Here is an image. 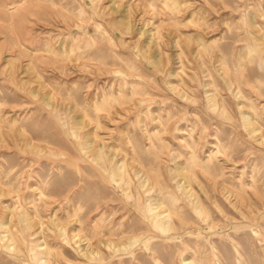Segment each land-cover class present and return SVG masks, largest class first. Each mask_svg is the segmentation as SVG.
<instances>
[{"label":"rangeland","instance_id":"374dc122","mask_svg":"<svg viewBox=\"0 0 264 264\" xmlns=\"http://www.w3.org/2000/svg\"><path fill=\"white\" fill-rule=\"evenodd\" d=\"M263 64L264 0H0V177L23 195L29 182H47L48 204L34 197L50 216L37 236L55 253L50 264H264ZM248 114L260 133L246 130ZM86 138L126 162L128 186L92 165ZM154 199L171 208L170 235L144 218ZM0 201V210L12 203ZM23 246L0 247V264H38ZM88 246L100 259L86 256Z\"/></svg>","mask_w":264,"mask_h":264},{"label":"bare ground","instance_id":"6f19581e","mask_svg":"<svg viewBox=\"0 0 264 264\" xmlns=\"http://www.w3.org/2000/svg\"><path fill=\"white\" fill-rule=\"evenodd\" d=\"M185 1V0H183ZM177 2V1H176ZM174 3V2H173ZM176 5V3L174 4ZM175 8V6H172ZM15 8V6L13 7V9ZM200 9V8H199ZM8 11V10H7ZM12 11V10H11ZM203 11V10H202ZM208 11V10H207ZM194 17V15H193ZM207 17V16H206ZM196 19V18H195ZM198 20V19H197ZM196 20V21H197ZM257 20V19H256ZM208 22V20H207ZM201 24V23H200ZM208 24V23H207ZM204 25V24H203ZM200 26V25H199ZM205 26V25H204ZM128 29L130 28V25H127ZM90 33V32H89ZM150 33V32H149ZM86 34V33H85ZM107 34V33H106ZM249 34V32H248ZM109 35V34H108ZM250 35V34H249ZM110 36V35H109ZM101 38V36H100ZM248 38V37H247ZM200 39V37H199ZM215 40V39H214ZM239 40V39H238ZM241 40V39H240ZM95 41V40H94ZM148 41V40H147ZM254 41V40H253ZM252 41V42H253ZM201 43V42H200ZM210 43V42H209ZM254 43V42H253ZM204 45V44H203ZM202 46V45H201ZM52 48V47H51ZM203 48V46H202ZM247 48V47H246ZM250 48V47H249ZM259 48V47H258ZM65 49V48H63ZM200 49V48H199ZM207 49V48H206ZM245 49V48H244ZM209 50V49H207ZM246 50V49H245ZM211 51V50H210ZM254 52V51H253ZM226 53V52H225ZM250 53V52H249ZM255 53V52H254ZM258 53L260 54L259 50ZM253 54V53H250ZM222 55V54H221ZM237 57V56H236ZM79 59V58H78ZM239 60V59H238ZM248 60V59H247ZM154 63H160V59L159 58H154ZM239 63V62H238ZM207 64V63H206ZM244 64V63H243ZM260 64V63H259ZM258 65V64H257ZM264 65V64H263ZM203 66V64H202ZM237 66V65H236ZM245 66V65H244ZM225 67V66H224ZM239 68V67H238ZM237 68V69H238ZM261 68V67H260ZM251 69V68H250ZM236 70V69H235ZM252 70V69H251ZM240 71V70H239ZM251 72V71H250ZM258 72V71H257ZM264 72V71H263ZM241 73V72H240ZM262 73V72H261ZM127 74V73H126ZM138 74V73H137ZM178 74V73H177ZM230 74H234V73H230ZM238 74V73H237ZM249 74V73H248ZM118 75V74H117ZM239 75V74H238ZM231 76V75H230ZM251 76V75H250ZM254 76V75H253ZM119 77V76H118ZM211 77V76H210ZM232 77V76H231ZM237 76H235L236 78ZM241 77V76H239ZM131 78V77H130ZM138 78V77H137ZM249 78V77H248ZM139 79V78H138ZM218 79V78H217ZM233 79V78H232ZM237 79V78H236ZM245 79V78H244ZM200 80V79H199ZM261 80V78H260ZM123 81V80H122ZM230 81V80H229ZM246 81V80H245ZM262 81V80H261ZM132 82V81H131ZM201 82V81H200ZM239 82H241L239 80ZM121 84V82H119ZM124 83V82H123ZM111 84V83H110ZM189 84V83H188ZM238 84V83H237ZM112 85V84H111ZM239 85V84H238ZM244 85H248L245 84ZM257 85V83H256ZM130 86V85H129ZM133 86V85H132ZM240 86V85H239ZM243 86V85H242ZM138 87V86H137ZM136 87V88H137ZM198 87V86H197ZM259 87V86H258ZM124 88V87H123ZM135 89V88H134ZM195 89V88H194ZM242 89V88H241ZM218 90V88H217ZM240 90V89H239ZM117 91V90H116ZM146 91V90H145ZM238 91V89H237ZM241 92V91H240ZM103 93H105V91H103ZM129 93V92H128ZM136 93V92H135ZM172 93V92H171ZM107 94V93H105ZM190 94V93H189ZM111 95V94H110ZM173 95V94H172ZM261 95V94H260ZM113 96H115L113 94ZM243 96V95H242ZM97 97V96H96ZM106 98V97H105ZM117 98V96H116ZM96 99V98H95ZM111 99V98H110ZM114 100V99H113ZM122 100V99H121ZM185 100V99H184ZM206 100V99H205ZM236 100V99H235ZM239 100V99H238ZM108 101V100H106ZM105 101V102H106ZM112 101V100H111ZM182 101V100H181ZM178 102V101H177ZM251 102V101H250ZM264 102V101H263ZM89 103V102H88ZM110 103V102H109ZM114 102H111V104H113ZM163 103V102H162ZM180 103V102H179ZM203 103V102H202ZM206 103V102H205ZM246 103V102H245ZM168 104V103H167ZM194 104V103H193ZM256 104V103H255ZM110 105V104H109ZM119 105V104H118ZM166 105V103H165ZM182 105V104H181ZM204 105V104H203ZM209 105V104H208ZM246 105V104H244ZM251 105V104H250ZM101 106V105H100ZM121 106V104H120ZM185 106V105H184ZM206 106V105H205ZM228 106V105H227ZM204 107V106H203ZM251 107V106H250ZM264 107V106H263ZM156 108V107H155ZM206 108V107H205ZM207 109V108H206ZM263 109V108H262ZM97 110V109H96ZM108 110V109H107ZM180 110V109H179ZM192 110V109H191ZM209 110V109H207ZM205 110V111H207ZM141 111V110H140ZM257 111V110H256ZM148 113V112H147ZM202 113V112H201ZM160 114V113H159ZM212 114V113H211ZM222 114V113H221ZM233 114V113H232ZM96 115V114H95ZM138 115V114H137ZM215 115V114H214ZM86 116V115H85ZM206 116V115H205ZM204 116V117H205ZM232 116V115H231ZM192 117V115H191ZM209 117V116H208ZM216 117V116H215ZM214 117V118H215ZM118 118V117H117ZM206 118V117H205ZM229 118V117H227ZM259 118V117H258ZM263 118V117H262ZM3 119V118H2ZM97 119V118H96ZM196 119V118H195ZM207 119V118H206ZM146 120V119H145ZM215 120V119H214ZM102 121V120H101ZM163 122V121H162ZM201 122V121H200ZM205 122V121H204ZM208 122V121H207ZM211 122V121H210ZM232 122V120H231ZM243 122H244V126L246 128V130L248 131V133L250 135L255 134L257 132H261V128H258L253 120V116L251 114H248L246 116L243 117ZM261 122V121H260ZM199 123V122H198ZM230 123V122H229ZM234 123V122H233ZM236 123H238L236 121ZM240 123V122H239ZM147 124V122H146ZM161 124V123H160ZM176 124V123H175ZM76 127H80L82 125V121L81 122H76ZM113 125V124H112ZM139 125V124H138ZM191 125V124H189ZM203 125V123H202ZM106 126V125H105ZM148 126V125H146ZM204 126V125H203ZM163 127V126H162ZM193 127V126H192ZM262 127V126H261ZM128 128V127H127ZM203 128V127H202ZM66 130V129H65ZM135 130V128H134ZM245 130V131H246ZM213 131V130H212ZM136 132V131H135ZM157 132V131H156ZM75 133V131H74ZM187 133V132H186ZM193 133V132H192ZM155 134V133H154ZM194 134V133H193ZM74 135V134H73ZM133 135V134H132ZM187 135V134H186ZM189 135V134H188ZM113 136V135H112ZM130 136V135H129ZM134 136V135H133ZM157 137V135H156ZM159 137V136H158ZM157 139H160L158 138ZM76 138V137H73ZM144 138V137H143ZM179 138V137H178ZM187 138V137H186ZM198 138V137H197ZM141 139V138H140ZM148 139V138H147ZM154 139V138H153ZM76 140V139H75ZM134 140V139H133ZM132 140V141H133ZM141 141V140H140ZM159 141V140H158ZM191 141V140H190ZM143 142V141H142ZM145 142V141H144ZM208 142V141H207ZM104 143V142H103ZM110 143V142H108ZM134 143V142H133ZM191 143V142H190ZM124 144V143H123ZM200 144V141H199ZM222 144V143H221ZM125 145V144H124ZM135 145V144H134ZM143 145V144H142ZM251 145V144H249ZM81 150L84 151L85 153H87L89 155V157L91 158V162L93 166H97L100 167L101 169H104L107 173H108V177L110 178L111 181L115 182L118 186L123 187V185H129L131 182V178L128 176L127 171H126V162L123 160L122 162H115L114 158L116 154H112V156H108V152L104 150V147L102 146L100 149H96L94 148V144H93V140L90 138H86L82 143H81ZM253 146V145H251ZM122 147V146H121ZM133 147V146H132ZM155 147V146H154ZM153 147V151L154 150ZM221 147V146H220ZM245 147V146H244ZM137 148V147H135ZM151 148V147H150ZM160 148L161 145H160ZM122 149V148H121ZM141 149V148H140ZM156 149V148H155ZM216 149V147H215ZM248 149V148H245ZM124 150V149H123ZM147 150V148H146ZM195 150V149H194ZM221 150V149H220ZM122 151V150H121ZM127 151V150H125ZM143 151V150H142ZM142 151H138L140 154V152ZM196 151V150H195ZM130 152V151H129ZM157 152V151H156ZM176 152V150H175ZM186 152V151H185ZM190 152V151H189ZM197 152V151H196ZM210 152V151H209ZM221 152H223V150H221ZM135 153V152H134ZM218 153V152H217ZM226 153V152H225ZM127 154V153H126ZM155 154V153H154ZM157 154V153H156ZM197 154V153H196ZM146 155V154H145ZM180 155V154H179ZM189 155V154H188ZM206 155V154H205ZM81 156V155H80ZM154 156V155H153ZM193 156V155H192ZM214 156V155H213ZM143 157V156H142ZM212 157V155H211ZM135 158V157H134ZM213 158V157H212ZM155 159V158H154ZM263 159V158H262ZM261 160V159H260ZM46 161V160H45ZM153 161V160H152ZM182 161V160H181ZM185 161V160H184ZM195 161V160H194ZM210 161V160H208ZM222 161V160H221ZM31 162V161H30ZM149 162V161H148ZM167 162V161H166ZM193 162V161H192ZM203 162V161H202ZM206 162V161H205ZM219 162V161H217ZM223 162V161H222ZM3 163V162H2ZM57 163V162H56ZM81 163V162H80ZM197 163V161H196ZM208 163V162H207ZM83 164V163H82ZM187 164V163H186ZM201 164V163H200ZM204 164V163H203ZM219 164V163H218ZM222 164V163H220ZM22 165V164H21ZM84 165V164H83ZM88 165V164H87ZM234 165V164H233ZM1 166V164H0ZM25 166V165H24ZM143 166V165H141ZM159 166V165H158ZM186 166V165H185ZM7 167V166H6ZM5 167V168H6ZM23 167V166H21ZM91 167V166H90ZM151 167V164H150ZM149 167V168H150ZM156 167V164H155ZM188 167V166H187ZM223 167V166H222ZM230 167V166H229ZM232 167V166H231ZM247 167V166H246ZM250 167V166H249ZM1 168V167H0ZM77 168V167H76ZM148 168V166H147ZM146 168V169H147ZM157 168V167H156ZM73 169V168H72ZM154 169V168H153ZM160 169V166H159ZM233 169V168H231ZM42 171V168L40 169ZM158 170V169H157ZM161 170V169H160ZM248 170V169H247ZM3 171V170H2ZM146 172L148 171L145 170ZM224 171V170H223ZM232 171V170H231ZM6 172V171H5ZM40 172V171H39ZM38 172V174H39ZM57 172V171H56ZM59 172V171H58ZM72 172V171H71ZM159 172V171H158ZM178 172L180 175L185 174L186 177V173H185V169L182 167L178 168ZM228 172V171H227ZM2 173V172H1ZM61 173V171H60ZM59 173V174H60ZM75 173V172H73ZM244 173V172H243ZM78 174V173H77ZM83 174V173H80ZM148 174V173H147ZM209 174V173H208ZM220 174V173H219ZM6 175V174H5ZM21 175V174H20ZM150 175V174H149ZM22 176V175H21ZM67 176V175H66ZM86 177V175H84ZM153 176V175H152ZM238 176V175H237ZM246 176V175H245ZM19 177V176H18ZM75 177V175H74ZM151 177V176H149ZM224 177V176H223ZM229 177V176H228ZM79 178V177H78ZM156 179V177H154ZM161 178V177H160ZM189 179L190 176L188 177ZM227 178V177H226ZM8 179V178H7ZM33 179V178H32ZM49 179V178H48ZM85 179V178H84ZM228 179V178H227ZM238 180V179H237ZM5 181V180H4ZM2 182V179L0 177V198L2 199L3 196H8V198L11 199V204H7L5 206H1L2 210H0V247L2 249H5L7 252L9 253H17L18 251H20V249L23 247L24 248V244H26L28 242L29 244V250L31 252L32 258L38 263V264H50V258L55 254L54 251L50 248L49 243L43 239L40 240V238H38L37 236L41 235L43 238L44 235V231L46 229V227L50 228V216L47 217L46 219L40 215L38 208H37V198L34 197V191L37 190L38 194H39V200H41L42 202L44 201V203L47 205L48 204V200H44L46 197V189H48V185L46 181H42L40 180L39 185L37 186H32L30 185V182L28 183V185L26 184V189L29 190L27 192V194L24 193V195L21 193V190H15L14 187H12V185L10 183H5ZM48 181V180H47ZM86 181V180H85ZM149 178L147 175H145L143 180H140V185L142 187H147V190H149ZM229 181V180H228ZM243 181V180H242ZM252 181V180H251ZM20 182V181H19ZM82 183V182H81ZM165 183V182H164ZM191 183V182H190ZM84 184V183H82ZM81 184V185H82ZM162 184V183H161ZM16 185V184H15ZM103 185V184H101ZM110 185V184H109ZM164 185V184H163ZM237 185V184H236ZM160 185L158 184V187ZM239 186V185H238ZM107 187V186H106ZM179 187L182 191V193L190 200V202L193 205V208L201 213L202 211H204V208L200 202V198L194 193V191L192 190V188L190 187V184L186 181V179H184L182 181L181 184H179ZM193 187V186H192ZM241 187V186H240ZM16 188V189H17ZM8 189V190H6ZM81 189V188H80ZM140 189V188H139ZM197 189V188H196ZM195 189V190H196ZM82 190V189H81ZM232 190V189H231ZM240 190V189H239ZM244 190V189H243ZM83 191V190H82ZM127 191V189H126ZM176 191V190H175ZM199 191V190H198ZM204 191V190H202ZM245 191V190H244ZM81 192V191H80ZM128 193V191H127ZM176 193H178L176 191ZM214 193V192H213ZM64 194V193H63ZM75 194V193H74ZM80 194V193H79ZM129 194V193H128ZM138 194V193H137ZM145 194V193H144ZM263 194V193H262ZM81 195V194H80ZM150 195V194H149ZM160 195V194H159ZM168 195V194H167ZM166 195V196H167ZM234 195V194H233ZM78 196V195H77ZM114 196V195H113ZM148 196V195H147ZM164 196V195H163ZM118 197V195H117ZM120 197V196H119ZM173 197V196H172ZM215 198V196H214ZM213 198V199H214ZM130 199V198H129ZM137 199V196H136ZM200 199V200H199ZM73 200V199H72ZM122 200V199H121ZM138 201V200H137ZM167 201V199H166ZM96 202V201H95ZM169 202V200H168ZM167 202V203H168ZM3 201H0V204L3 205ZM58 203V202H57ZM77 203V202H76ZM140 203V202H139ZM55 204V203H54ZM187 204V203H186ZM123 205V204H122ZM190 205V204H189ZM219 205V204H217ZM56 206V205H55ZM79 208V207H78ZM110 208V207H109ZM124 208V207H122ZM126 208V207H125ZM129 208V207H128ZM40 209V208H39ZM56 210V209H55ZM112 210V207H111ZM67 211V210H66ZM80 211V210H79ZM44 212V211H43ZM56 212V211H55ZM74 212V211H73ZM76 212V211H75ZM113 212V211H112ZM144 218L146 219V221L148 222V224L150 225V227H153V229H157L162 233L165 234H171L172 231H174L175 229V222L173 220V213L171 211V208L169 205L166 204L165 201L161 200V199H154L151 200L149 202V204L144 207L142 209ZM57 213V212H56ZM69 213V212H68ZM81 213V212H80ZM114 213V212H113ZM132 213V212H131ZM224 213V211H223ZM76 214V213H75ZM79 214V213H78ZM262 214V213H261ZM117 215V214H116ZM136 215V214H135ZM115 216V215H114ZM221 216V215H220ZM75 217V216H74ZM79 217V216H78ZM211 217V216H210ZM103 218V217H102ZM118 218V217H117ZM241 218V217H240ZM262 218V217H261ZM80 219V218H79ZM210 219V218H209ZM54 221V220H53ZM78 221V220H76ZM100 221V220H99ZM118 222V220H116ZM200 221V220H199ZM210 221V220H209ZM122 222V220L120 221ZM211 222V221H210ZM78 223V222H76ZM100 223V222H99ZM183 223V222H182ZM92 224V223H91ZM121 224V223H120ZM212 224V223H211ZM235 224V223H234ZM56 225L59 227V230L62 231V235H66L65 231L66 229L63 228V226H61V224L59 222H56ZM80 225V224H79ZM94 226V224H92ZM127 225V224H126ZM232 225V224H231ZM182 226V224H181ZM235 226V225H234ZM95 227V226H94ZM127 227V226H126ZM230 227V226H229ZM249 227V226H248ZM89 228V227H88ZM87 228V229H88ZM97 228V227H96ZM95 228V229H96ZM103 228V227H102ZM124 228V227H123ZM182 228V227H181ZM240 228V227H238ZM256 228V227H255ZM101 229V228H100ZM187 229V228H186ZM185 229V230H186ZM191 229V228H190ZM234 229H236L234 227ZM244 229V228H243ZM102 230V229H101ZM131 230V229H130ZM129 230V232H130ZM133 230V229H132ZM136 230V229H135ZM180 230V229H178ZM182 230V229H181ZM184 230V231H185ZM229 230V229H228ZM245 230V229H244ZM250 230V228H249ZM257 230V229H256ZM95 231V230H94ZM233 231V230H232ZM82 232V229H81ZM108 232V231H107ZM132 232V231H131ZM187 232V231H186ZM197 232V231H196ZM228 232V231H227ZM245 233V231H243ZM84 233V232H82ZM92 233V232H91ZM97 233V232H96ZM153 233V232H152ZM251 233V232H250ZM103 235V233H101ZM189 234V233H188ZM203 234V233H202ZM253 234V231L252 233ZM264 234V233H263ZM94 235V234H93ZM174 235V234H173ZM187 235V234H186ZM190 235V234H189ZM206 235V234H205ZM204 235V236H205ZM215 235V234H214ZM230 235V234H229ZM28 236H34V238H30V240H28ZM45 236V235H44ZM89 236V235H88ZM95 236V235H94ZM109 236V235H108ZM157 236V235H156ZM159 236V235H158ZM191 236V235H190ZM40 237V236H39ZM161 237V236H159ZM158 237V238H159ZM197 237V236H196ZM142 238V237H140ZM185 238V237H184ZM199 238V237H198ZM209 238V237H208ZM214 238V237H213ZM218 238V237H215ZM222 238V237H221ZM258 238H259V234H258ZM66 241H68L67 236L64 238ZM88 239V238H87ZM135 240L136 236H132L130 238V240ZM150 239V238H149ZM161 239V238H160ZM227 239V238H226ZM188 240V239H187ZM220 240V238H219ZM263 240V239H262ZM148 241V239H147ZM158 241V240H157ZM197 241V240H196ZM205 241V240H204ZM127 242V241H126ZM138 242V241H137ZM146 242V241H145ZM143 241V243H145ZM151 242V241H150ZM206 242V241H205ZM259 242V241H258ZM147 243V242H146ZM152 243V242H151ZM173 243V241H172ZM213 243V242H212ZM53 244V242H52ZM63 244V243H62ZM131 244V243H130ZM129 244V245H130ZM148 244V243H147ZM181 244V243H180ZM184 244V243H183ZM186 244V243H185ZM208 244V243H207ZM71 245V244H70ZM112 245L114 246H124L125 242L121 241L117 244H115L114 242L110 241L109 243H107L108 247H111ZM134 245V244H133ZM162 245V243H161ZM198 245V244H197ZM231 245V244H230ZM209 246V245H208ZM214 246V244H213ZM236 246V245H235ZM260 246V245H259ZM127 247V245H126ZM131 247V246H130ZM153 247V246H152ZM168 247V246H167ZM237 247V246H236ZM0 248V249H1ZM69 248V247H68ZM74 248V247H73ZM154 248V247H153ZM194 248V247H193ZM58 249V248H57ZM145 249V248H144ZM149 247L146 246V250H148ZM198 249V248H196ZM105 250V249H104ZM164 250V249H163ZM75 252L77 250H74ZM132 251V250H131ZM174 251V250H173ZM190 251V250H189ZM23 252V251H22ZM143 252V251H142ZM192 252V251H191ZM234 252V251H233ZM86 256L92 260V261H96L98 259H100V255H101V250L99 248H91V246L85 248V252ZM155 253V252H154ZM21 254V253H19ZM25 254V253H24ZM77 254V253H76ZM134 254V253H133ZM142 254V253H141ZM235 254V253H234ZM62 255V254H61ZM64 255V254H63ZM62 255V256H63ZM154 255V254H153ZM157 255V254H156ZM189 255V254H188ZM196 255V254H195ZM13 256V255H12ZM118 256V255H117ZM134 256V255H133ZM132 256V257H133ZM147 256V255H146ZM190 256V255H189ZM202 256V255H201ZM264 256V255H263ZM16 257V256H14ZM20 257V256H19ZM125 257V255H124ZM238 257V256H237ZM29 258V257H28ZM131 258V257H130ZM171 258V257H170ZM204 258V257H203ZM240 258V257H239ZM30 259V258H29ZM69 259V258H68ZM124 259V258H123ZM149 259V258H148ZM154 259V258H153ZM192 259V258H191ZM211 259V258H210ZM242 259V258H241ZM240 259V260H241ZM245 259V258H244ZM56 260V259H55ZM113 260V259H112ZM158 260V259H157ZM11 261V260H10ZM31 261V260H30ZM111 261V260H110ZM130 261V259L128 260ZM152 261V260H151ZM171 260H169L170 262ZM188 261V260H187ZM199 261V260H198ZM214 261V260H213ZM27 262V261H25ZM58 262V261H57ZM74 262V260H73ZM158 264L160 263L159 260L157 261ZM224 262V261H223ZM5 263V262H4ZM17 263V262H16ZM23 263V262H21ZM96 263V262H95ZM250 263V262H249ZM7 264V263H6ZM15 264V263H14ZM18 264V263H17ZM107 264V263H106ZM140 264V263H139ZM187 264H196V262L194 261H188ZM261 264V263H260Z\"/></svg>","mask_w":264,"mask_h":264}]
</instances>
